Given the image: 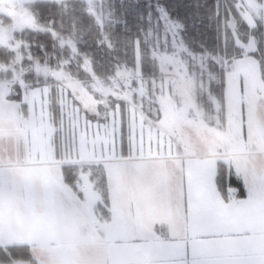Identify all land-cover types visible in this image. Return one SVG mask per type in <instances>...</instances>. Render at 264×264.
Instances as JSON below:
<instances>
[{"label": "snow or ice", "instance_id": "6c2138e0", "mask_svg": "<svg viewBox=\"0 0 264 264\" xmlns=\"http://www.w3.org/2000/svg\"><path fill=\"white\" fill-rule=\"evenodd\" d=\"M194 8L0 0V264H264V0Z\"/></svg>", "mask_w": 264, "mask_h": 264}, {"label": "trees", "instance_id": "16d2710c", "mask_svg": "<svg viewBox=\"0 0 264 264\" xmlns=\"http://www.w3.org/2000/svg\"><path fill=\"white\" fill-rule=\"evenodd\" d=\"M166 2L172 7L174 14L178 13L181 16L188 13L191 14L195 11L194 5L199 2L201 4H207L212 6L214 0H166ZM203 9H201V13ZM192 35L197 39H203L204 41L211 43L215 39V33L211 27H203L198 32H193Z\"/></svg>", "mask_w": 264, "mask_h": 264}]
</instances>
